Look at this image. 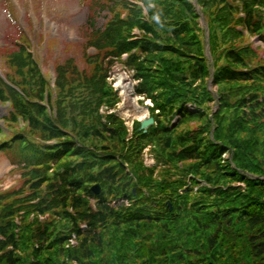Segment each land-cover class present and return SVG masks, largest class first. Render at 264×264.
Returning a JSON list of instances; mask_svg holds the SVG:
<instances>
[{
	"label": "trees",
	"instance_id": "trees-1",
	"mask_svg": "<svg viewBox=\"0 0 264 264\" xmlns=\"http://www.w3.org/2000/svg\"><path fill=\"white\" fill-rule=\"evenodd\" d=\"M112 1L90 67L66 59L55 88L25 38L5 56L0 151L22 183L0 192V264H264V59L240 44L244 30L264 42V0H134L146 15ZM123 54L160 110L130 138L98 114L118 101L105 64ZM148 145L160 166H144Z\"/></svg>",
	"mask_w": 264,
	"mask_h": 264
},
{
	"label": "rangeland",
	"instance_id": "rangeland-1",
	"mask_svg": "<svg viewBox=\"0 0 264 264\" xmlns=\"http://www.w3.org/2000/svg\"><path fill=\"white\" fill-rule=\"evenodd\" d=\"M10 1L0 0V67L5 68L3 59L15 47L19 32L23 30L33 44L42 73L48 78L53 77L55 62L60 64L66 59H72L81 69L88 70L90 65L85 56L89 49L86 50L85 45L91 32L106 22L112 1L20 0L22 8L18 11L9 5ZM243 40L240 44L251 41L250 37ZM258 55L264 59V49H260ZM118 68L113 70L116 76L121 73ZM124 82L122 80L119 89L123 99L119 115L126 119L129 127L133 119L145 115L146 111L140 100L133 99L125 91ZM5 114L6 107L0 105V117ZM16 165L9 152L0 153V191L21 185V173Z\"/></svg>",
	"mask_w": 264,
	"mask_h": 264
},
{
	"label": "water",
	"instance_id": "water-1",
	"mask_svg": "<svg viewBox=\"0 0 264 264\" xmlns=\"http://www.w3.org/2000/svg\"><path fill=\"white\" fill-rule=\"evenodd\" d=\"M152 121H153V119L152 118H149L146 121L141 122V124H140L141 129H144L145 130L147 128V125H149L150 123H152Z\"/></svg>",
	"mask_w": 264,
	"mask_h": 264
}]
</instances>
